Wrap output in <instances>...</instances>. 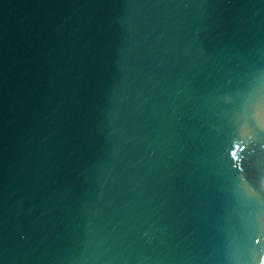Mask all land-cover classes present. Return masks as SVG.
Segmentation results:
<instances>
[{"label":"water","instance_id":"95a60500","mask_svg":"<svg viewBox=\"0 0 264 264\" xmlns=\"http://www.w3.org/2000/svg\"><path fill=\"white\" fill-rule=\"evenodd\" d=\"M0 264H264V0H0Z\"/></svg>","mask_w":264,"mask_h":264},{"label":"snow or ice","instance_id":"6c2138e0","mask_svg":"<svg viewBox=\"0 0 264 264\" xmlns=\"http://www.w3.org/2000/svg\"><path fill=\"white\" fill-rule=\"evenodd\" d=\"M232 155H233V157H235L236 153L235 152H232Z\"/></svg>","mask_w":264,"mask_h":264}]
</instances>
